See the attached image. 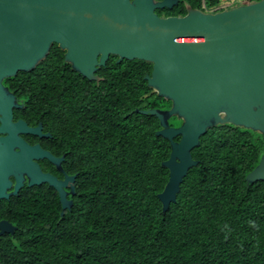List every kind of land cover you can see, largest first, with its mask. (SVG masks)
Here are the masks:
<instances>
[{
    "label": "trees",
    "instance_id": "16d2710c",
    "mask_svg": "<svg viewBox=\"0 0 264 264\" xmlns=\"http://www.w3.org/2000/svg\"><path fill=\"white\" fill-rule=\"evenodd\" d=\"M228 1L207 0V8ZM151 71L144 61L111 60L92 82L68 73L53 49L7 81L30 87L27 102L46 120L68 125L72 161L84 168L82 195L62 218L58 199L37 190L20 246L0 264H264V181H246L264 153L261 135L209 129L192 151L198 165L163 213L170 143L156 135V117L137 111L171 105L148 87Z\"/></svg>",
    "mask_w": 264,
    "mask_h": 264
},
{
    "label": "water",
    "instance_id": "95a60500",
    "mask_svg": "<svg viewBox=\"0 0 264 264\" xmlns=\"http://www.w3.org/2000/svg\"><path fill=\"white\" fill-rule=\"evenodd\" d=\"M176 2L0 0V131L12 123L14 108L22 107L4 80L32 72L57 44L73 69L90 81L98 80L94 74L110 55L118 56V64L139 60L152 65L147 85L171 107L137 111L156 117V135L170 143V157L162 162L169 180L158 194L163 213L177 203L184 179L198 165L192 151L209 129L232 125L259 133L264 143V0L215 13L189 8L183 17L157 15V9ZM33 133L41 135V126ZM35 150L38 158L59 163ZM68 180L72 195L74 178ZM246 181H264V153ZM42 184L59 193L61 218L71 211L66 182L33 166V186Z\"/></svg>",
    "mask_w": 264,
    "mask_h": 264
},
{
    "label": "flooded vegetation",
    "instance_id": "af4514ba",
    "mask_svg": "<svg viewBox=\"0 0 264 264\" xmlns=\"http://www.w3.org/2000/svg\"><path fill=\"white\" fill-rule=\"evenodd\" d=\"M156 1L162 2L164 0ZM230 1L219 4L218 7L226 9ZM189 8L200 11L211 9L207 8V0H177L172 7L159 8L156 13L164 18L183 17L188 14ZM53 49L56 54L61 53L68 73L73 72L85 78L66 61V51L61 50L57 44L51 47L50 53ZM111 60L118 64V56L110 55L106 65L96 70L94 75L98 80L94 81L100 82L99 73L102 68L107 67ZM8 80H4L5 87L15 95L18 104L22 107L14 108L12 123L0 131V256L9 252L12 246H20L22 223L29 218L33 219V195L37 190H42L57 198L62 212L59 193L55 188L49 184L33 186V166L39 167L42 173L50 175L62 183L66 182L63 184V189L69 194L67 200L73 201L72 208L82 195L80 179L84 168L83 160H79L77 163L72 161L74 152L71 150L70 139L72 134L68 125H59L58 120L52 118L46 120L43 112L38 111L33 101L27 102L24 92L30 87L11 86L8 84ZM170 107L160 109H169ZM19 121L24 122L26 127H13V124ZM1 125L2 122L0 121V128ZM171 125L178 127L179 123L176 124L175 119H172ZM39 126H41V135L33 133V129ZM4 147L5 149L2 151L1 148ZM33 147H36L35 152L41 149V151L49 153L59 163L53 162L48 157L38 158L33 153ZM70 177L74 178L75 193L72 195H70L72 189L68 180Z\"/></svg>",
    "mask_w": 264,
    "mask_h": 264
},
{
    "label": "built area",
    "instance_id": "2783aa9c",
    "mask_svg": "<svg viewBox=\"0 0 264 264\" xmlns=\"http://www.w3.org/2000/svg\"><path fill=\"white\" fill-rule=\"evenodd\" d=\"M243 2H244V4H247V3H250L251 1H249V0H242ZM231 4L229 3V5L228 6H230ZM239 5H242V4H239ZM232 6H235V5H232ZM231 6V7H232ZM221 10V8L220 7H214V8H211V9H208L206 12H210V13H215V12H218V11H220Z\"/></svg>",
    "mask_w": 264,
    "mask_h": 264
},
{
    "label": "rangeland",
    "instance_id": "374dc122",
    "mask_svg": "<svg viewBox=\"0 0 264 264\" xmlns=\"http://www.w3.org/2000/svg\"><path fill=\"white\" fill-rule=\"evenodd\" d=\"M230 6H228L226 9H230V8H232L231 6L232 5H239V4H244V2L242 1V0H231L230 1ZM147 63V62H146ZM148 64H150V63H148ZM150 95H152V94H150Z\"/></svg>",
    "mask_w": 264,
    "mask_h": 264
},
{
    "label": "clouds",
    "instance_id": "9594fccd",
    "mask_svg": "<svg viewBox=\"0 0 264 264\" xmlns=\"http://www.w3.org/2000/svg\"><path fill=\"white\" fill-rule=\"evenodd\" d=\"M253 2V1H252ZM251 3V2H250ZM235 6H239V5H235ZM235 6H232V7H235ZM217 7V6H216ZM222 10H225V9H221L220 11H222ZM219 12V11H218Z\"/></svg>",
    "mask_w": 264,
    "mask_h": 264
}]
</instances>
